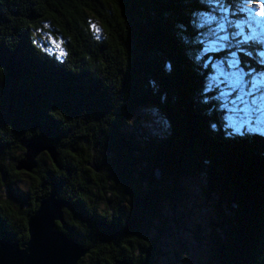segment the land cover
<instances>
[{"label":"trees","instance_id":"obj_1","mask_svg":"<svg viewBox=\"0 0 264 264\" xmlns=\"http://www.w3.org/2000/svg\"><path fill=\"white\" fill-rule=\"evenodd\" d=\"M244 1L0 0V159L12 161L0 164V186L24 173L15 167L28 141L58 153L56 164L37 157L31 174L46 189L25 211L9 194L0 201L1 238L24 244L28 218L55 195L68 204L60 230L89 250L78 264H160L166 239L169 264H184L175 221L208 248L196 264H264V135L230 134L205 91L213 63L229 57L264 72L261 41L244 35L253 19ZM203 12L224 26L223 50L203 51L215 39L209 23L198 27ZM150 108L166 134L132 130L134 113ZM184 186L205 208L202 225L182 226L195 218ZM175 211L185 216L168 225Z\"/></svg>","mask_w":264,"mask_h":264},{"label":"rangeland","instance_id":"obj_2","mask_svg":"<svg viewBox=\"0 0 264 264\" xmlns=\"http://www.w3.org/2000/svg\"><path fill=\"white\" fill-rule=\"evenodd\" d=\"M261 4H264V0H258V1L255 0V2H253V0H248L246 2L244 1V6L247 9L252 8L253 10L256 11L254 16H253L255 18V20H253V22H250V21L247 22V25H246L247 33L245 32L244 35L247 36L248 33H251L252 35H256L258 38H261V41L264 43V16L259 15ZM239 6L240 7H238V8L240 9L241 6H243V3H239ZM202 19L204 21L205 18L202 17ZM227 20H228V18H227ZM218 25H222L219 22V20H216V19L212 20L211 23H209V28H210L211 32H213L214 29H217ZM217 35H228V34L224 30V32H218ZM52 37L51 36H48L47 38L44 37V41L46 42L44 44L47 45L46 50L49 51L50 53H52V52L58 53L59 48L56 47V44H58V42L55 39L53 40ZM214 38H216V36H214ZM247 38L250 39V37H247ZM220 43H225V41H221ZM212 48L213 47H208L207 52L218 51V50L212 49ZM218 48H219V45H218ZM261 60L262 59H259V62ZM220 63L221 62L213 63V65L214 64L218 65ZM229 63L236 64V61L232 57H229L226 60V62L223 64L225 70H227ZM232 71H235V72L243 71V72H245V70L243 68L242 69L239 68L238 65L235 68H233ZM251 72H252V76L255 77V81L257 82L260 90L264 91V75H261L260 73H257L256 71H252V70H251ZM212 75L217 76V80L212 82L214 84L219 83V80L221 79L219 77V74L214 73L213 69H212V73L208 77L209 78L208 83H207V85L205 84L206 88L210 84V77ZM244 79H245V81H250L251 77L245 75ZM221 90L227 92L228 88L226 85L220 84L219 88L213 87L211 94L214 95L215 100H216V96H217V98L221 102V105H222V103L227 104V108L222 107L225 110V117H224V121H223L224 123L223 124H232L233 120L236 121V123L231 127L232 129H234V131H230L229 133L230 134H234V133L235 134H243L246 132L245 130H247L246 129L247 126L248 127L250 126V127H253L254 130H256L255 131V132H257L256 134H263L264 135V113H253L252 114V121L253 122L249 123L243 127H240L239 126V114L227 110L228 108H232L233 105L228 103L224 99V97L221 95ZM206 93H208V92H206ZM233 95H236V93H233ZM257 95H259V93H257ZM210 97L213 98V96H210V95L205 96V98L208 100H211V99H209ZM257 117H260V118L257 119ZM159 118H160V120H159ZM135 120H137V121H135ZM130 123L132 126V130H137L139 132H142V130L144 128L143 125H145L147 129L150 128L149 125H151V128L153 127L151 129L153 134H155V133L161 134V135L166 134V130H165L166 125H164V120H163V118L159 117L157 110H155L153 108L152 109L150 108L149 110H145V111H140L138 113H134V117L130 119ZM246 146H250V145H246ZM11 162L12 161H11V159H9L8 156L0 159V164L5 165L7 167H8V165H11ZM5 179H6V177L3 175V177H2L3 183H2V186H0L1 187L0 188L1 189L0 194L2 196L0 201L6 200L7 195L9 194L13 198H15L14 202H12V207H13V209H15V211H17V208H18V204L15 201H18V203L20 202V205H21L20 209H26L27 205L25 203H27V198L29 196L28 192H29L30 188L33 186L32 179L23 175L22 173L19 176L11 177L8 180H5ZM199 185L203 186L202 181L200 183L194 184V188L198 191V193H199V190L201 189V186H199ZM182 188L185 189V191L190 194V197L188 199H186L187 200L186 208L189 205H193L192 206L193 208L191 206H189V207L192 210V213L194 214V217H195L194 220L185 219L182 226L192 228L194 226V224L197 223V221L200 219L199 217L202 216L201 210L205 211V208H203V207L201 208V201L199 200V198H197V196H196L197 194H194L195 191L191 187H185L184 186ZM194 206H195V208H194ZM186 211L187 210H184L185 213H186ZM181 214L185 216V214L178 212V211H175L174 213L171 212L167 215L168 219L165 222L167 223L172 218L175 220H178V217ZM170 216H172V217H170ZM207 216L209 217V215H207ZM64 221H65V219H64ZM175 223L177 224L176 221H175ZM198 223H199V225H202L201 220H199ZM172 224L173 223L171 221H169L168 225H172ZM176 224L173 225L174 226L173 229H175L177 233L175 235H171L170 239H172L174 241H181L182 243H184L183 245H185V244L187 245L188 249H187V254H185V257H184V259H185L184 264H196L198 259L203 261L204 258L208 254V248H207L206 244L204 245L205 242L203 241L201 243L194 244L193 239H192V238H194L193 235L192 234H189L188 236L183 235L182 233H180L179 224H177V225ZM175 226L177 228H175ZM178 231H179V233H178ZM203 235H204V233H203ZM153 237H155V235ZM161 242L164 244V246L163 247L159 246V248H160L161 253H164V255H163L164 258H162V260L161 259L159 260L160 264H169L171 261V259H170L171 256H168V254H170V247L169 248H167V247H168V245H170V241H168V239H166V240H161Z\"/></svg>","mask_w":264,"mask_h":264},{"label":"water","instance_id":"obj_3","mask_svg":"<svg viewBox=\"0 0 264 264\" xmlns=\"http://www.w3.org/2000/svg\"><path fill=\"white\" fill-rule=\"evenodd\" d=\"M57 163L58 153L52 146L32 139L25 145L23 156L17 161L18 172L31 174L37 168V157L41 154ZM95 172L97 167L88 164ZM157 180L160 173L155 172ZM63 207L68 204L55 195L40 201L38 208L27 220L28 240L24 244L11 242L0 236V264H78L89 250L69 238L59 225L65 227Z\"/></svg>","mask_w":264,"mask_h":264},{"label":"snow or ice","instance_id":"obj_4","mask_svg":"<svg viewBox=\"0 0 264 264\" xmlns=\"http://www.w3.org/2000/svg\"><path fill=\"white\" fill-rule=\"evenodd\" d=\"M209 2L211 3L212 0H209ZM221 10L223 11L224 9ZM201 15L204 16L205 19L200 25H198L199 28H203L204 24L211 23V21L215 19V17L210 16L208 12H203ZM259 15L264 16V4L260 5ZM218 32H224L223 25H218L217 29L213 30L212 34L216 36V38L209 40V46L213 47L219 45L217 50H223L226 45L220 42L227 41L229 37L228 35H217ZM201 43H203V41H201ZM56 47L59 48L60 45L56 44ZM203 51L207 53V49H203ZM60 55H64V53L60 52ZM262 55H264V53H262ZM197 59H200V57H197ZM223 64L224 62H221L218 65H212L213 72L218 73L221 79L219 80V83L214 84L212 82L217 80V76L212 75L210 77V84L205 91H212L213 87L219 88L220 84L226 85L228 91L225 92L221 90V95L228 103L233 105L232 108H228L227 110L239 114V126L243 127L253 122V113H264V91L260 90L251 71H232V69L239 64V60L236 61V64L229 63L227 70H225ZM260 65L264 68V60L260 61ZM205 67H207V65H205ZM260 74L264 75V72H261ZM245 75L251 77V80L245 81ZM233 93H236V95H233ZM257 93H259V95H257ZM221 106L227 108V104L222 103ZM259 118L260 117H257V119ZM235 123L236 121L233 120L232 124H227L226 126L232 127Z\"/></svg>","mask_w":264,"mask_h":264},{"label":"flooded vegetation","instance_id":"obj_5","mask_svg":"<svg viewBox=\"0 0 264 264\" xmlns=\"http://www.w3.org/2000/svg\"><path fill=\"white\" fill-rule=\"evenodd\" d=\"M23 175L29 177L33 181V186L30 188L28 192V198H27V207H29L32 203H34L38 198H40L44 190L46 189V185L41 181V179L37 176H33L32 174L28 175L25 173H22ZM22 211H25L26 209H21Z\"/></svg>","mask_w":264,"mask_h":264},{"label":"bare ground","instance_id":"obj_6","mask_svg":"<svg viewBox=\"0 0 264 264\" xmlns=\"http://www.w3.org/2000/svg\"><path fill=\"white\" fill-rule=\"evenodd\" d=\"M105 177V176H104Z\"/></svg>","mask_w":264,"mask_h":264}]
</instances>
